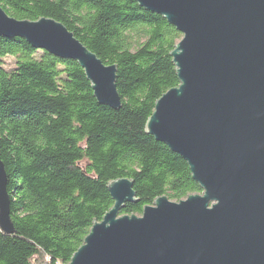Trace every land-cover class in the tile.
<instances>
[{
	"label": "trees",
	"instance_id": "obj_1",
	"mask_svg": "<svg viewBox=\"0 0 264 264\" xmlns=\"http://www.w3.org/2000/svg\"><path fill=\"white\" fill-rule=\"evenodd\" d=\"M20 21L62 23L117 67L122 107L100 105L72 60L0 36V156L15 233L0 230V264H69L112 209L108 184L134 183L142 215L166 196L202 194L186 161L146 133L155 105L180 85L171 52L182 34L133 0H0ZM10 60L8 63L7 60Z\"/></svg>",
	"mask_w": 264,
	"mask_h": 264
},
{
	"label": "water",
	"instance_id": "obj_2",
	"mask_svg": "<svg viewBox=\"0 0 264 264\" xmlns=\"http://www.w3.org/2000/svg\"><path fill=\"white\" fill-rule=\"evenodd\" d=\"M182 34L171 52L180 85L164 94L146 133L187 162L202 194L163 196L142 215L134 183L107 186L112 209L94 222L69 264H264V0H133ZM0 36L72 60L100 105L118 111L117 67L106 66L62 23L9 17ZM0 156V230L15 233Z\"/></svg>",
	"mask_w": 264,
	"mask_h": 264
},
{
	"label": "rangeland",
	"instance_id": "obj_3",
	"mask_svg": "<svg viewBox=\"0 0 264 264\" xmlns=\"http://www.w3.org/2000/svg\"><path fill=\"white\" fill-rule=\"evenodd\" d=\"M7 61H8V63H10V60L9 59Z\"/></svg>",
	"mask_w": 264,
	"mask_h": 264
}]
</instances>
